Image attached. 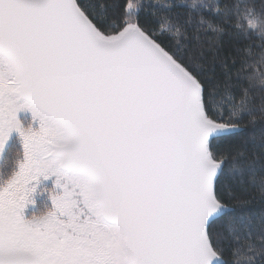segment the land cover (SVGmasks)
<instances>
[{"label":"snow or ice","instance_id":"obj_1","mask_svg":"<svg viewBox=\"0 0 264 264\" xmlns=\"http://www.w3.org/2000/svg\"><path fill=\"white\" fill-rule=\"evenodd\" d=\"M13 132L0 264H264V0H0Z\"/></svg>","mask_w":264,"mask_h":264},{"label":"trees","instance_id":"obj_2","mask_svg":"<svg viewBox=\"0 0 264 264\" xmlns=\"http://www.w3.org/2000/svg\"><path fill=\"white\" fill-rule=\"evenodd\" d=\"M18 148H19V140H18V136H17L11 141V143H10V145L8 147V150L5 152V155H4V157L2 158V160L0 162V169H2V168L6 169V168H8L10 166L11 160H12V153L14 151H16ZM45 199H43V200L40 199V202L38 201L40 204H43V205L38 204V209L39 210L37 209L38 211L37 210L36 211H31L30 214L28 215L29 218L33 214H37L38 215V214L44 212L47 209V207L49 206L50 203L47 200L45 201Z\"/></svg>","mask_w":264,"mask_h":264},{"label":"rangeland","instance_id":"obj_3","mask_svg":"<svg viewBox=\"0 0 264 264\" xmlns=\"http://www.w3.org/2000/svg\"><path fill=\"white\" fill-rule=\"evenodd\" d=\"M22 115V117H23V115L24 114H21ZM28 119L30 120L31 119V116H30V114H29V116H28ZM18 136V134L17 133H15V132H13L12 134H11V139H10V141H9V145H10V143H11V141L15 138V137H17ZM1 160H2V158H0V162H1ZM44 188H51V181L49 180V181H41V183L38 185V188H37V193H34V195H33V199H34V201H35V203L34 204H29L25 209H24V215H25V217L26 218H29L28 217V215L30 214V212H31V210L32 211H36L37 209H38V204H40L39 202H40V199L41 200H43V199H45V201L47 200L49 203H50V200L48 199V196H47V193H43V194H39L40 192H41V190L42 189H44ZM39 201V202H38ZM40 205H43V204H40ZM50 205V204H49ZM39 210V209H38ZM37 210V211H38Z\"/></svg>","mask_w":264,"mask_h":264},{"label":"flooded vegetation","instance_id":"obj_4","mask_svg":"<svg viewBox=\"0 0 264 264\" xmlns=\"http://www.w3.org/2000/svg\"><path fill=\"white\" fill-rule=\"evenodd\" d=\"M32 211V210H31Z\"/></svg>","mask_w":264,"mask_h":264}]
</instances>
